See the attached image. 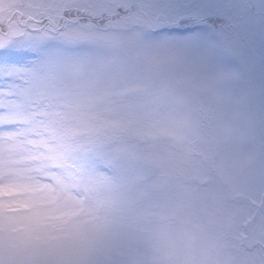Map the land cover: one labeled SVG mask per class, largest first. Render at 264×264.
<instances>
[{
	"label": "clouds",
	"instance_id": "obj_1",
	"mask_svg": "<svg viewBox=\"0 0 264 264\" xmlns=\"http://www.w3.org/2000/svg\"><path fill=\"white\" fill-rule=\"evenodd\" d=\"M121 34L127 45L106 50L113 63L105 73L118 67L150 83L117 98L131 106L134 131L109 141L90 130L89 114L106 106L85 103L96 92L86 75L69 109L83 115L37 125L24 137L25 155L43 168L35 173L41 182L60 178L74 189L76 214L61 246L45 256L10 247L5 235L4 264H246L248 243L264 240V86L254 76L229 77L223 61L164 44L165 33L146 25ZM150 115L179 127L147 136ZM74 127L80 131L66 136Z\"/></svg>",
	"mask_w": 264,
	"mask_h": 264
},
{
	"label": "snow or ice",
	"instance_id": "obj_2",
	"mask_svg": "<svg viewBox=\"0 0 264 264\" xmlns=\"http://www.w3.org/2000/svg\"><path fill=\"white\" fill-rule=\"evenodd\" d=\"M138 24L165 33L166 45L223 61L238 82L254 76L264 86V0H0V141L11 142L7 148L0 143V240L7 235L10 247L48 255L61 246L64 226L76 214L74 189L60 178L42 183L37 156L25 155L22 145L37 125L83 115L69 109L84 76L96 88L85 103L106 106L89 114L90 130L109 141L134 131L131 106L117 98L142 93L150 83L118 67L105 69L113 63L106 50L127 45L121 29ZM178 127L150 115L144 131L158 138ZM246 251L254 253L249 264H264V240L250 241Z\"/></svg>",
	"mask_w": 264,
	"mask_h": 264
},
{
	"label": "rangeland",
	"instance_id": "obj_3",
	"mask_svg": "<svg viewBox=\"0 0 264 264\" xmlns=\"http://www.w3.org/2000/svg\"><path fill=\"white\" fill-rule=\"evenodd\" d=\"M253 254H254V253L246 254L245 260H248V261H249L250 257H251Z\"/></svg>",
	"mask_w": 264,
	"mask_h": 264
},
{
	"label": "flooded vegetation",
	"instance_id": "obj_4",
	"mask_svg": "<svg viewBox=\"0 0 264 264\" xmlns=\"http://www.w3.org/2000/svg\"><path fill=\"white\" fill-rule=\"evenodd\" d=\"M247 254H251V253H248V252H247ZM245 261H246V264H249V261H248V260H245Z\"/></svg>",
	"mask_w": 264,
	"mask_h": 264
}]
</instances>
